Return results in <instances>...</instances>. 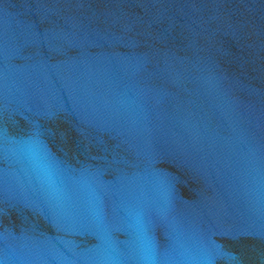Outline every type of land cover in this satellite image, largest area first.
<instances>
[{"label":"water","instance_id":"obj_1","mask_svg":"<svg viewBox=\"0 0 264 264\" xmlns=\"http://www.w3.org/2000/svg\"><path fill=\"white\" fill-rule=\"evenodd\" d=\"M0 264H264V0H0Z\"/></svg>","mask_w":264,"mask_h":264}]
</instances>
